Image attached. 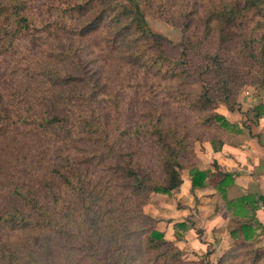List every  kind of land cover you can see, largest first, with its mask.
<instances>
[{
	"label": "trees",
	"instance_id": "16d2710c",
	"mask_svg": "<svg viewBox=\"0 0 264 264\" xmlns=\"http://www.w3.org/2000/svg\"><path fill=\"white\" fill-rule=\"evenodd\" d=\"M171 10L169 0H0V264H151L140 254L163 248L181 256L144 202L182 186L185 139L165 129L162 115L123 130L105 126L101 116L117 104V84L138 71L181 75L182 63L165 56L167 40L148 22L150 16L177 22L165 15ZM204 10L206 33L217 31L225 42L249 15L264 19V0H209ZM261 20L242 46L259 64L264 88ZM89 63L99 71H87ZM253 112L256 123L264 105ZM208 120L230 126L225 115ZM136 138L152 142L136 149ZM147 151L150 162L137 159ZM209 174L192 169L193 187L204 186ZM233 181L225 173L219 189L243 220L231 231L244 236L232 256L243 248L257 264L264 253L252 240L264 196L230 201L226 188ZM174 228L177 240L189 231L186 222Z\"/></svg>",
	"mask_w": 264,
	"mask_h": 264
},
{
	"label": "rangeland",
	"instance_id": "374dc122",
	"mask_svg": "<svg viewBox=\"0 0 264 264\" xmlns=\"http://www.w3.org/2000/svg\"><path fill=\"white\" fill-rule=\"evenodd\" d=\"M169 1L174 11H168L169 14L165 15L173 17L170 19L178 18L177 22H168L164 17L152 16L148 18V22L154 33L166 38L165 56L182 63L181 75L173 79L152 74L144 75L142 71H136L140 73L136 79L117 84V104L111 103V109L101 116L104 117L105 126L115 123L116 129L123 130L148 123L150 119L162 115L165 129L176 131L187 144L185 155L181 159L182 174L184 170L191 172L195 169L197 158L205 161L209 148H219L220 142L226 139L227 134L231 135L237 130L231 122L229 128H222L215 122H209V118L235 113L242 115L238 121L247 118L248 122H253L248 115L256 107L264 105L259 64L242 46L243 39H247L250 31L256 28L255 21L262 19L264 22V19L249 15L244 27L234 30V36L222 42L217 31L207 34L201 21V17L207 14L204 5L209 0ZM182 44L185 46V54H182ZM95 45L96 41L93 46ZM108 48L107 46L106 52L109 51ZM11 63L20 61L14 60ZM87 71L93 73L99 69L94 63H89ZM18 72L20 75V71ZM205 89L210 100L208 103L203 95ZM13 99L15 106L20 107V96ZM108 106L107 103L106 108ZM135 142L136 149L144 146L146 148L150 146L152 138H136ZM153 156L151 151H147L143 156L136 157L142 159L143 163H148ZM99 175L102 176V173ZM2 191L0 186V200L5 197ZM169 203L168 198L157 193L150 194L144 202V212L156 219L155 227L164 231L166 238L172 235L169 226L174 221L170 215L173 210L168 206ZM201 236L202 234L199 235ZM173 242L175 243V240ZM260 245L262 246V243H255L254 250L260 249L262 252ZM176 246L182 251L178 259H174L173 253H166L163 248L159 251H143L140 254L141 261L151 264H253V259L245 254L248 253L246 249L240 248L238 252L241 254L236 252V256H232L233 251L237 250L235 245L220 260H211L209 254L200 255L187 250L190 248L186 249L185 243ZM200 256L204 258L200 259ZM257 264H264V259Z\"/></svg>",
	"mask_w": 264,
	"mask_h": 264
},
{
	"label": "crops",
	"instance_id": "0c3cea01",
	"mask_svg": "<svg viewBox=\"0 0 264 264\" xmlns=\"http://www.w3.org/2000/svg\"><path fill=\"white\" fill-rule=\"evenodd\" d=\"M235 115V113L225 115L232 124H235L237 130L231 135L227 134L228 138L224 139L222 149L209 148L205 161L201 158L196 159V169L210 172L206 184L194 188L191 172L184 170L181 174L183 184L180 189L172 196L162 194L169 199L168 206L173 210L170 215L174 221L169 226L172 235L167 239L175 240L178 246L185 243L186 249L190 248L187 250L195 251L197 254H209L211 260L223 259L226 252L244 238L241 232L238 238L231 234L243 220L235 216L234 208L230 212L229 205L219 190L224 174L231 173L234 177V181L226 188L228 200H237L249 195L264 196V117L254 124L253 111L248 115L253 122H248L247 118L241 120L242 122L238 121L242 115L237 114L236 117ZM257 206L255 219L260 226H256L257 236L252 243H262L260 246L263 252L264 204ZM180 222H186L189 231L183 233L182 240H177L174 225ZM197 233L202 236H197ZM203 258L200 256V259Z\"/></svg>",
	"mask_w": 264,
	"mask_h": 264
}]
</instances>
